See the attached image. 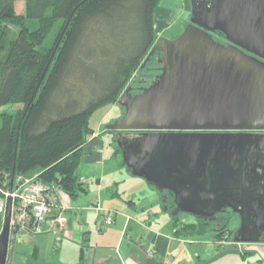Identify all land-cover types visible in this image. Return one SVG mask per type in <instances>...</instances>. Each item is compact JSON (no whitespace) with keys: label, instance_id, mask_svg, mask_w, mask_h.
I'll list each match as a JSON object with an SVG mask.
<instances>
[{"label":"water","instance_id":"95a60500","mask_svg":"<svg viewBox=\"0 0 264 264\" xmlns=\"http://www.w3.org/2000/svg\"><path fill=\"white\" fill-rule=\"evenodd\" d=\"M190 21L177 37H159L161 71L135 94L119 98L117 130L123 164L161 191H172V214L216 220L241 216L233 240L263 241L264 0H191ZM223 32L229 44L215 39ZM249 51L251 53L246 52ZM15 166L13 168V174ZM11 202L0 231V264H12L17 235Z\"/></svg>","mask_w":264,"mask_h":264},{"label":"trees","instance_id":"16d2710c","mask_svg":"<svg viewBox=\"0 0 264 264\" xmlns=\"http://www.w3.org/2000/svg\"><path fill=\"white\" fill-rule=\"evenodd\" d=\"M16 1L0 0V170L10 177L39 173L76 199L87 190L77 169L96 133L92 113L119 104L139 66L149 77L144 85L161 71L158 57L156 68L149 65L160 0H23L24 12H17ZM30 19L37 20L36 27ZM102 131L121 153L117 130ZM164 193L170 211L173 192ZM229 212L211 221H180V213L172 214L173 234L209 230L233 241ZM83 240L88 241L85 235Z\"/></svg>","mask_w":264,"mask_h":264},{"label":"crops","instance_id":"0c3cea01","mask_svg":"<svg viewBox=\"0 0 264 264\" xmlns=\"http://www.w3.org/2000/svg\"><path fill=\"white\" fill-rule=\"evenodd\" d=\"M185 8L192 10L191 0L185 2ZM159 22L156 18L155 27L159 34L170 29L168 23L161 27ZM112 106L115 113L121 110L119 104ZM100 135L101 128L85 145L82 162L91 161L95 166L102 163L100 169H103L104 151L100 147L102 145ZM91 168L99 171L97 167ZM88 172L90 169L84 173L80 172L84 185ZM91 173L96 175V172ZM85 186H88V182ZM113 195L116 193L113 192ZM169 198L170 196L164 193V199ZM131 201L135 202L132 198ZM64 202L71 208L67 212L69 221L64 238H72L81 246L85 242L83 236L87 237L88 241L83 248L86 249L83 253L86 255L87 264H264V240L221 242L222 240L217 239L212 231L198 236L177 237L173 234L175 228L173 223L171 226L169 221L167 223L157 221L151 212L131 213L127 203L125 206L118 204L122 208L121 213L117 211L112 223H104L103 227H100L97 225L100 213L95 208L96 203L80 216L76 211L80 205H76L67 193L64 195ZM134 206L137 207V204ZM79 222L84 224L83 230ZM92 234L96 236L93 238ZM64 238L55 239L57 246ZM57 246L54 245L52 248L55 255L60 254L61 246L59 249ZM18 264H22L20 260Z\"/></svg>","mask_w":264,"mask_h":264},{"label":"rangeland","instance_id":"374dc122","mask_svg":"<svg viewBox=\"0 0 264 264\" xmlns=\"http://www.w3.org/2000/svg\"><path fill=\"white\" fill-rule=\"evenodd\" d=\"M187 1L188 0L159 1L155 12L156 18L160 21L161 27L166 26L168 23L170 29H164L165 31L163 30L164 32L162 34L157 32L158 38L164 37L166 39H173L183 32L190 21L192 11L191 9L185 8V2ZM15 5L17 12H24L23 0H17ZM29 23L32 27H36L37 20L30 19ZM152 55L154 57L149 65L156 68L158 66L156 64V52ZM144 73L145 70L139 66L132 73V77L128 81L125 89L131 86L134 91H138L137 86L144 84L143 82H146L147 79L149 80V77L144 78ZM116 104L118 105V103ZM6 107L8 108L9 106ZM120 107L121 110L118 113L114 112L115 109L112 105L101 106L92 113L91 125L96 131L101 128L100 138L102 139V145L100 147L104 151V166L103 169H100L102 163L95 166V163L91 161H83L79 164L77 169L79 173H84L88 169H90V172H88V176L86 175L85 182V185L88 182V189L86 191L83 190L76 199H72L76 205H80L76 208V211L82 216L83 212H88L86 211L88 207L94 206V203H98L101 207L107 209L108 215L113 217L117 211L121 213L122 208L119 205L125 206L127 203L131 213L146 212L145 214H149L151 212L155 220L162 223H167L169 221L172 226L171 223H173V219L171 210L173 207L169 208L170 211L165 209L163 203L164 191L157 189L144 177L132 175L123 164L122 153L114 152V148L111 146V134L102 133V130L106 129L107 124L124 114L125 107L122 105H120ZM91 167H97L99 171H95ZM91 172H96V175H93ZM99 177H101L100 180H98ZM113 192H115L116 195H113ZM131 198L134 199L135 202L131 201ZM135 203L137 207L134 206ZM119 213L117 215H119ZM228 214L230 215L228 226L236 231L241 224V216L232 211ZM179 215L180 221L198 220V217L192 213L180 212ZM84 218L86 219L87 217ZM206 232L211 231L206 230L205 233ZM97 234H99V232H97ZM92 235L93 238L96 236V234ZM55 236L53 232L39 234L33 239L17 235V243L12 264H18L19 260L22 264H87L86 255L84 256L83 253L86 249L81 251L80 244L69 237H63L62 243L57 246ZM220 240L223 242L224 237H221ZM54 245L57 246L58 249L61 246L59 255L53 253L52 248Z\"/></svg>","mask_w":264,"mask_h":264},{"label":"built area","instance_id":"2783aa9c","mask_svg":"<svg viewBox=\"0 0 264 264\" xmlns=\"http://www.w3.org/2000/svg\"><path fill=\"white\" fill-rule=\"evenodd\" d=\"M65 193L55 183L39 178V173L10 177L0 170L1 223L5 221L10 201V228L11 231L15 229L16 235L33 239L39 234L53 232L60 240L67 230L69 221L67 212L71 209L64 202ZM95 208L100 213L98 226L103 227L104 223H112L113 217L107 214V209L98 203ZM79 226L81 230L84 229L82 222H79Z\"/></svg>","mask_w":264,"mask_h":264},{"label":"flooded vegetation","instance_id":"af4514ba","mask_svg":"<svg viewBox=\"0 0 264 264\" xmlns=\"http://www.w3.org/2000/svg\"><path fill=\"white\" fill-rule=\"evenodd\" d=\"M212 33H213V35H214L216 40H218V41H220L222 43H225V44H229L230 43V40L227 38V36L223 32L217 30V31H214ZM246 52L251 53V52H249L247 50H246ZM156 56L157 57L159 56V52L158 51L156 52ZM260 58L264 60L263 57H260ZM142 86H144V84L137 86L138 90H140ZM131 91H134L133 88H131ZM137 92H139V91H137ZM197 131H202V132H225V133H228V132H239V133L250 132V133H253L254 136H256L257 138H260V139L264 138V128L263 129H217V130H197ZM171 197L174 200V194H173V196L171 195ZM1 229H2V223H1V220H0V231H1ZM262 232H264V228H262Z\"/></svg>","mask_w":264,"mask_h":264},{"label":"clouds","instance_id":"9594fccd","mask_svg":"<svg viewBox=\"0 0 264 264\" xmlns=\"http://www.w3.org/2000/svg\"><path fill=\"white\" fill-rule=\"evenodd\" d=\"M3 225V224H2Z\"/></svg>","mask_w":264,"mask_h":264}]
</instances>
